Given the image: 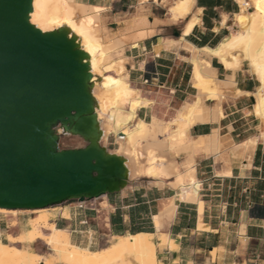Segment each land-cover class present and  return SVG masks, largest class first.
<instances>
[{"label": "crops", "instance_id": "obj_1", "mask_svg": "<svg viewBox=\"0 0 264 264\" xmlns=\"http://www.w3.org/2000/svg\"><path fill=\"white\" fill-rule=\"evenodd\" d=\"M74 1L106 9V28L125 42L128 79L150 101L136 118L158 138L165 126L175 130L178 111L196 101L192 69L198 50L235 31L240 11L236 0H193L187 15L172 20L169 9L178 0ZM193 16L199 22L186 32ZM210 63L217 80L232 82L230 89L221 87L223 115L213 119L208 111L209 118L192 124L185 142L170 153L180 174L193 170L198 189L192 200L180 198L174 174L129 177L118 192L48 208L55 216L51 222L66 229L72 243L94 251L115 235L147 232L156 237L160 264H264V136L249 113L257 81L243 65L227 70L216 58ZM204 106L212 109L215 100L206 98ZM8 229L0 220V236Z\"/></svg>", "mask_w": 264, "mask_h": 264}, {"label": "bare ground", "instance_id": "obj_2", "mask_svg": "<svg viewBox=\"0 0 264 264\" xmlns=\"http://www.w3.org/2000/svg\"><path fill=\"white\" fill-rule=\"evenodd\" d=\"M236 1L240 5V11L234 15L238 29L215 47L198 50L192 69L193 84L197 89L196 101L178 111L174 120L176 129L169 130L165 126L161 138L153 133L154 128L136 118L137 109L148 106L150 101L128 82L127 59L123 55L125 42L106 28V9L80 5L74 0L32 1L30 23L43 32L66 29L68 36L73 37L76 45L86 53L84 61L89 64L91 73L90 92L97 122L96 138L106 153L116 154L124 160L127 179L140 175L162 177L174 174L181 189L180 198L192 200V194L198 189L193 170L180 174L170 153L185 142L187 130L192 124L209 118L206 115L208 111H213V119L223 115L220 108L223 98L221 87L225 85L230 89L232 82L216 79L211 58H216L227 70L245 65L247 73L256 79L250 114L258 120L261 135L264 136V0ZM193 4V0L176 1L169 9L172 20L187 15ZM225 18L223 16L222 24ZM197 22L199 19L193 16L185 31L188 32ZM206 98L215 100V107L205 108ZM56 131L60 137H79L60 125ZM110 134L115 136L117 147L114 150L106 146ZM47 210H29L38 215L30 220L27 229L17 236L8 234L9 243L0 241V264H39L40 254L18 246L22 242L34 243L37 240L43 241L51 250L42 264H160L156 257V237L152 233L115 235L109 245L93 251L72 243L68 231L57 228L51 222L55 216L47 214ZM17 211L0 208L1 213L15 214ZM62 215L68 217V212L64 211ZM157 236L163 242L168 241L166 233ZM174 247L171 241L170 248Z\"/></svg>", "mask_w": 264, "mask_h": 264}, {"label": "water", "instance_id": "obj_3", "mask_svg": "<svg viewBox=\"0 0 264 264\" xmlns=\"http://www.w3.org/2000/svg\"><path fill=\"white\" fill-rule=\"evenodd\" d=\"M33 0H0V208L33 210L98 198L128 182L97 141L86 53L66 29L43 32ZM82 147L61 148L56 127Z\"/></svg>", "mask_w": 264, "mask_h": 264}, {"label": "rangeland", "instance_id": "obj_4", "mask_svg": "<svg viewBox=\"0 0 264 264\" xmlns=\"http://www.w3.org/2000/svg\"><path fill=\"white\" fill-rule=\"evenodd\" d=\"M236 25V24H235ZM237 26H235V31L237 30ZM233 31V32H235ZM245 69L247 67L244 65ZM253 77V76H252ZM254 78V77H253ZM255 79V78H254ZM256 80V79H255ZM128 82L131 86L135 87L128 79ZM250 113V112H249ZM252 115V114H251ZM254 124L257 125V129L260 130L258 120L254 121ZM78 138V139H77ZM85 145V142L79 138V137H60V147L61 148H72V147H82ZM106 146L108 149L114 150L117 147V144L115 142V136L113 134H110L106 140ZM47 214L53 215V210L48 209ZM38 214H34L29 210H22L17 211L15 214H9V213H1L0 212V220H4L8 222L9 229L8 232L15 236L18 233H23L27 229V224L30 222V220L34 217H36ZM15 222V224H13ZM17 224V225H16ZM114 240V238H111V241L108 243V245ZM0 241L4 243H9L6 236H0ZM18 246H22L28 250H33L41 255L39 264L45 263V256L51 253V250L45 243L41 240H37L34 242L32 246L29 245L28 242H22L19 243ZM32 247L33 249L29 248ZM42 262V263H41Z\"/></svg>", "mask_w": 264, "mask_h": 264}, {"label": "built area", "instance_id": "obj_5", "mask_svg": "<svg viewBox=\"0 0 264 264\" xmlns=\"http://www.w3.org/2000/svg\"><path fill=\"white\" fill-rule=\"evenodd\" d=\"M144 82H147V80L145 79Z\"/></svg>", "mask_w": 264, "mask_h": 264}]
</instances>
